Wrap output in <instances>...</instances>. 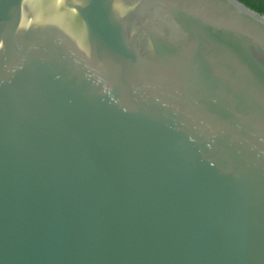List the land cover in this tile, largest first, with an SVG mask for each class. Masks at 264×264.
I'll return each instance as SVG.
<instances>
[{
  "label": "water",
  "instance_id": "water-1",
  "mask_svg": "<svg viewBox=\"0 0 264 264\" xmlns=\"http://www.w3.org/2000/svg\"><path fill=\"white\" fill-rule=\"evenodd\" d=\"M0 264H264V16L0 0Z\"/></svg>",
  "mask_w": 264,
  "mask_h": 264
},
{
  "label": "trees",
  "instance_id": "trees-1",
  "mask_svg": "<svg viewBox=\"0 0 264 264\" xmlns=\"http://www.w3.org/2000/svg\"><path fill=\"white\" fill-rule=\"evenodd\" d=\"M239 1L264 16V2L263 1L261 0H239Z\"/></svg>",
  "mask_w": 264,
  "mask_h": 264
},
{
  "label": "flooded vegetation",
  "instance_id": "flooded-vegetation-1",
  "mask_svg": "<svg viewBox=\"0 0 264 264\" xmlns=\"http://www.w3.org/2000/svg\"><path fill=\"white\" fill-rule=\"evenodd\" d=\"M261 1H263V2H264V0H261Z\"/></svg>",
  "mask_w": 264,
  "mask_h": 264
}]
</instances>
